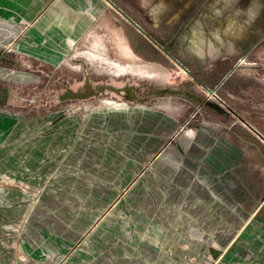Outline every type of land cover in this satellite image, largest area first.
I'll use <instances>...</instances> for the list:
<instances>
[{"label":"rangeland","instance_id":"374dc122","mask_svg":"<svg viewBox=\"0 0 264 264\" xmlns=\"http://www.w3.org/2000/svg\"><path fill=\"white\" fill-rule=\"evenodd\" d=\"M147 1L152 15L138 0L112 3L165 36L151 26L157 0ZM69 5L77 34L61 63H14L7 50L0 60V109L15 115L0 132L4 264H264L255 258L264 226L254 223L264 217V161L205 160L228 157L223 137L248 136L239 116L262 119L242 104L264 92L253 80L264 56L230 60L209 78L216 90L194 99L176 91L185 71L166 51L148 52L150 38L118 11L109 33L103 13ZM134 63L163 79L113 65ZM243 71L250 79L238 81Z\"/></svg>","mask_w":264,"mask_h":264},{"label":"crops","instance_id":"0c3cea01","mask_svg":"<svg viewBox=\"0 0 264 264\" xmlns=\"http://www.w3.org/2000/svg\"><path fill=\"white\" fill-rule=\"evenodd\" d=\"M69 1L0 0V60L5 59L3 54L4 50H7L13 55L14 63L17 62L16 58L55 66L61 63L68 55L70 45L75 42L73 37L77 34L76 24L64 18V14L71 10ZM76 1L80 2L82 8L92 9L96 17H100L103 13L108 32H112L111 28H115L113 19H116L114 13L118 11L110 3L113 0ZM138 1L141 11L152 15L151 3H147V0ZM157 2L154 9L159 11V16L152 21L151 26L157 29L163 25L164 30L168 32L165 36H160L150 27H146L149 28L146 32L142 22L132 18L127 8L123 11L117 6L143 29L146 36L150 34L156 40L154 43L148 40L150 44L144 47L148 52L163 54L159 44L171 48V53L178 59V62L173 61L172 65L183 70L188 68L191 73L197 74V79L202 82V84L198 83L188 69L184 70L188 82L181 83L176 91L190 92L195 99L196 92H209L207 88L216 90L217 86L211 85L209 78L217 70H221L223 65H228L230 60L232 62L238 60L240 66V63L243 64L246 59H256L260 54L264 56V0H157ZM83 27H86L84 31L87 32L89 26ZM95 45L96 41H92L93 48ZM253 50L258 54L252 55ZM126 66L144 67L145 64L134 63ZM152 69L153 67L149 66L145 75L126 73L137 77L156 75L157 80H162L163 75L155 74ZM257 70L259 71L260 68ZM230 74L227 69L220 73V78L225 80ZM253 75V80L264 81V73L256 72ZM240 76L238 81L250 79L246 77L244 71ZM87 88L90 90V87ZM253 95L259 98L255 106L243 103V109L259 113L262 119L260 118L259 123H255L239 116L244 127L243 132L245 131L248 136L238 135L237 143L228 135L223 137L219 140V145L226 150L228 157L213 156L216 155V152H213L210 156H206L205 160H222L231 157L237 160L264 161V92H254ZM14 117L13 113L0 109V132ZM205 135L204 139L208 142L211 136L207 133ZM18 210L19 208L14 207L12 215H19ZM254 223L264 226V217L255 218ZM258 236L262 239L264 233ZM4 258L5 253L0 243V264H4ZM255 258L264 261V254L259 252Z\"/></svg>","mask_w":264,"mask_h":264},{"label":"bare ground","instance_id":"6f19581e","mask_svg":"<svg viewBox=\"0 0 264 264\" xmlns=\"http://www.w3.org/2000/svg\"><path fill=\"white\" fill-rule=\"evenodd\" d=\"M114 67L116 69H120V71H123V72H132V73H138V74H142V75H145V73L147 74V68L146 67H130V66H120L118 64H113Z\"/></svg>","mask_w":264,"mask_h":264},{"label":"flooded vegetation","instance_id":"af4514ba","mask_svg":"<svg viewBox=\"0 0 264 264\" xmlns=\"http://www.w3.org/2000/svg\"><path fill=\"white\" fill-rule=\"evenodd\" d=\"M147 36L150 38V40H151L152 42H156V40H155L152 36H150V34H147ZM159 46H160V48H161L162 50L166 51V52L170 55V57L173 59V61L178 62V59L175 58V57L173 56V54L171 53V51H170L169 49L165 48L164 46H162V45H160V44H159ZM187 69H188V68H187ZM188 71L190 72V74L192 75V77H193V79H194L195 81H197L198 83L202 84V82H201L200 80L197 79V74H195L194 72L191 73V70H189V69H188ZM203 85H204V84H203ZM87 87H90V90H91V86H90V85H87ZM87 87H86V89L88 90Z\"/></svg>","mask_w":264,"mask_h":264},{"label":"water","instance_id":"95a60500","mask_svg":"<svg viewBox=\"0 0 264 264\" xmlns=\"http://www.w3.org/2000/svg\"><path fill=\"white\" fill-rule=\"evenodd\" d=\"M110 3L119 11V12H121L124 16H125V18L129 21V22H131V23H133V24H135L136 25V27L140 30V31H143V29L131 18V17H129L127 14H125L117 5H115L114 3H112L111 1H110ZM184 70H186L187 71V69H185L184 68ZM208 89V91H209V93H213L214 92V90L213 89H209V88H207Z\"/></svg>","mask_w":264,"mask_h":264}]
</instances>
